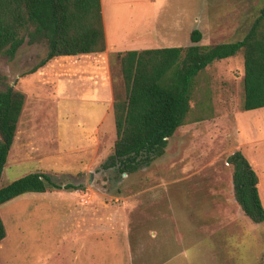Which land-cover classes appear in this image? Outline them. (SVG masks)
<instances>
[{
	"label": "rangeland",
	"instance_id": "rangeland-1",
	"mask_svg": "<svg viewBox=\"0 0 264 264\" xmlns=\"http://www.w3.org/2000/svg\"><path fill=\"white\" fill-rule=\"evenodd\" d=\"M104 2L108 41L118 37L125 51L143 40L152 49L187 47L192 45L193 30L201 32L198 44L202 46L239 41L264 8V0ZM151 23L158 30L157 42L142 32ZM33 32L30 27L22 35L23 43L13 59L0 58V89L13 86L26 100L16 142L56 135L51 77L70 71L62 63L68 58H62L48 62L35 76L28 74L47 51L45 39ZM114 60V91L123 96L119 60ZM36 81L44 85L43 93ZM242 105L239 53L215 61L197 76L191 118L200 115L203 120L178 128L164 155L150 166L133 174L99 172L89 184L90 175L101 171L113 153L114 139H101L100 134L89 174L54 178L58 184L70 181L89 189L81 204L85 211L91 209L93 218L85 216L78 227L71 222L66 225L67 210L41 199L0 205L6 230L0 264H264V222H251L237 205L232 167L226 163L228 156L239 151L252 165L264 209V108L244 111ZM31 172L32 166L9 177L4 173L0 188Z\"/></svg>",
	"mask_w": 264,
	"mask_h": 264
},
{
	"label": "trees",
	"instance_id": "trees-1",
	"mask_svg": "<svg viewBox=\"0 0 264 264\" xmlns=\"http://www.w3.org/2000/svg\"><path fill=\"white\" fill-rule=\"evenodd\" d=\"M34 28L47 44L45 57L28 72L35 73L53 59L98 54L105 50L100 0H0V58L13 59L22 35ZM30 33V36H33ZM202 34L190 33L192 45L116 55L124 95L114 91L116 139L102 168L119 175L133 174L162 157L178 128L203 120L191 118L192 91L197 76L215 61L241 53L244 111L264 108V8L239 41L202 46ZM24 95L7 86L0 89V177L13 143ZM226 163L232 167L233 195L253 223L264 222L258 179L252 165L236 151ZM81 185L58 184L43 173H31L0 188V205L27 193L76 191ZM6 231L0 218V242Z\"/></svg>",
	"mask_w": 264,
	"mask_h": 264
},
{
	"label": "crops",
	"instance_id": "crops-1",
	"mask_svg": "<svg viewBox=\"0 0 264 264\" xmlns=\"http://www.w3.org/2000/svg\"><path fill=\"white\" fill-rule=\"evenodd\" d=\"M100 1L106 43L104 52L72 57L62 62L69 66L70 71L65 74L57 72L54 77L52 76L51 80L54 82L51 89H49L55 120H57L56 135L52 138L25 137L21 142H16L14 137L1 176L4 173L8 177L15 175L29 166L33 167L31 173H43L50 177L52 181H54V178L68 177L72 179L78 175H87L92 171L96 162V153L99 151L100 144L98 141L99 135H102L101 139L106 136L109 140L110 136V139L112 137L115 141L114 83L111 64L115 61L117 54L127 51L123 49L125 46L118 43V37L115 36L108 41L105 2L104 0ZM173 30L174 28L171 27V31ZM142 32L148 33V37H154L157 42L159 38L158 30H155V27L152 28V23L146 24ZM109 35L111 36V33ZM173 37V34L170 35V38ZM148 49H152L150 44H145V40H143L132 47L130 51ZM30 76L35 75L33 73ZM36 83L39 92L43 93L44 85L38 84L37 81ZM33 98L37 97L34 96ZM25 103L24 97L22 112ZM109 119L111 121L110 126H107L106 121ZM112 129L114 130L112 131ZM56 171H62L63 173L59 175ZM66 183L79 185L70 181ZM88 190V188H82L76 191L27 193L6 202V205H18L27 201V199L53 202L54 206L63 207L67 210L68 215L65 224L71 222L73 226L78 227L85 221V216L87 218L90 215V218H93L91 209L86 207L87 211H85V206L81 204V199ZM85 212H87V215H84ZM0 218L2 220L1 215ZM2 241L0 242V250L3 247L1 245Z\"/></svg>",
	"mask_w": 264,
	"mask_h": 264
},
{
	"label": "flooded vegetation",
	"instance_id": "flooded-vegetation-1",
	"mask_svg": "<svg viewBox=\"0 0 264 264\" xmlns=\"http://www.w3.org/2000/svg\"><path fill=\"white\" fill-rule=\"evenodd\" d=\"M109 170H115V169H114V168H107V169L102 168L101 171H97V172H95V173H93V174L90 175V177L88 178V183L90 184V183L93 182L96 178H98V176L100 175L99 172L102 173V172H107V171H109Z\"/></svg>",
	"mask_w": 264,
	"mask_h": 264
}]
</instances>
